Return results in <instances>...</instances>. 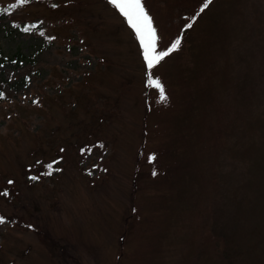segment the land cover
<instances>
[{
    "label": "rangeland",
    "instance_id": "374dc122",
    "mask_svg": "<svg viewBox=\"0 0 264 264\" xmlns=\"http://www.w3.org/2000/svg\"><path fill=\"white\" fill-rule=\"evenodd\" d=\"M16 3L0 0V264H264V0H212L151 70L163 102L109 0ZM201 3L144 0L158 50Z\"/></svg>",
    "mask_w": 264,
    "mask_h": 264
},
{
    "label": "snow or ice",
    "instance_id": "6c2138e0",
    "mask_svg": "<svg viewBox=\"0 0 264 264\" xmlns=\"http://www.w3.org/2000/svg\"><path fill=\"white\" fill-rule=\"evenodd\" d=\"M27 2L28 0H17V3L10 5V8H16L18 5H23ZM109 3L113 5L116 10H118L121 16L124 17L126 23L133 30L135 37L139 42V45L142 49L143 59L147 68L146 86L157 89L159 92L160 101H166L167 96L165 95L164 86L159 78L153 77L151 70L165 58L170 56L173 52L180 49L184 32L187 29L192 28L199 16L212 3V0H202V3L195 14L191 17L185 18L189 22L184 24L180 35H178L167 48L162 50H158L157 29L154 26L152 16L145 7L144 0H109ZM4 11L8 10L5 9ZM23 30L28 32L30 31V28L25 27ZM41 35H43V33H41ZM99 146L103 147V144ZM149 160H155V155L153 154L150 156ZM47 168L48 172L46 174L51 175L52 164H48ZM153 175H156L155 171L153 172ZM33 179H36V177H33ZM9 183H11V181H9ZM3 195H8V193L5 191ZM0 223H4L2 218H0Z\"/></svg>",
    "mask_w": 264,
    "mask_h": 264
},
{
    "label": "trees",
    "instance_id": "16d2710c",
    "mask_svg": "<svg viewBox=\"0 0 264 264\" xmlns=\"http://www.w3.org/2000/svg\"><path fill=\"white\" fill-rule=\"evenodd\" d=\"M22 57H21V55L20 54H17V56H16V59L18 60V61H20V59H21ZM5 61V57H4V54L2 53V52H0V64H2L3 62ZM56 161L57 160H55V161H53V162H46V161H43V163L42 164H36L37 166H36V168H32L31 166H30V169L31 170H33V171H39L40 173H43V174H46L47 172H48V168H47V165L48 164H52V171H54V164L56 163ZM12 185H14V182H11V183H7V188H3V189H1V191H2V195H3V193L6 191L7 193H8V195H3V196H6V197H8L9 198V196H11L12 195V192H13V190H11V189H13V186ZM16 221L18 222L19 220L18 219H16ZM25 225H27V224H25Z\"/></svg>",
    "mask_w": 264,
    "mask_h": 264
}]
</instances>
